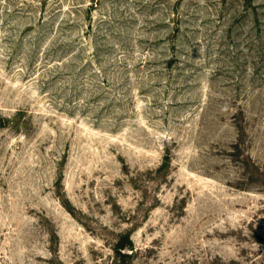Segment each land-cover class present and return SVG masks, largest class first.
I'll return each mask as SVG.
<instances>
[{"label":"rangeland","instance_id":"obj_1","mask_svg":"<svg viewBox=\"0 0 264 264\" xmlns=\"http://www.w3.org/2000/svg\"><path fill=\"white\" fill-rule=\"evenodd\" d=\"M0 264H264V0H0Z\"/></svg>","mask_w":264,"mask_h":264},{"label":"trees","instance_id":"obj_2","mask_svg":"<svg viewBox=\"0 0 264 264\" xmlns=\"http://www.w3.org/2000/svg\"><path fill=\"white\" fill-rule=\"evenodd\" d=\"M250 1V0H249Z\"/></svg>","mask_w":264,"mask_h":264}]
</instances>
